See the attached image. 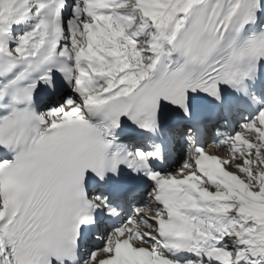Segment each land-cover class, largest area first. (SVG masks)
I'll list each match as a JSON object with an SVG mask.
<instances>
[{"label":"snow or ice","instance_id":"6c2138e0","mask_svg":"<svg viewBox=\"0 0 264 264\" xmlns=\"http://www.w3.org/2000/svg\"><path fill=\"white\" fill-rule=\"evenodd\" d=\"M146 7L137 0H0V164L20 169L19 197L0 217V264H114L125 239L137 248L124 235L127 221H112L121 216L123 199L136 193L132 180L144 175L151 181L157 172L152 163L163 159L169 128L192 141L209 127L242 120L234 134L217 131L219 139L252 137L244 161L231 174L242 176L252 153V163L264 168V0H180L165 7L163 21L151 23ZM89 29L109 37L117 33L115 43L122 48L131 41L136 57L124 53L128 63L118 83L95 102L87 96L97 87L91 77L105 41L101 38L99 47L92 46L95 56L89 55ZM73 111L79 123L69 125L65 116ZM97 116L104 119L105 132L89 118ZM122 118L161 142L147 150L116 146ZM71 141L93 166L83 169L79 187L68 181L56 204L76 203L79 212L38 218L36 209H46L56 195L58 177H37L24 166L34 155ZM108 166L111 171L101 170ZM122 168L129 173L124 182ZM261 187L257 184V191ZM34 190L35 205L18 206V199ZM231 211L214 222L215 234L208 239L196 242L188 231L169 250L159 233L157 245L149 231L140 234L152 244L143 250L159 255L162 247L173 264H225L213 251L220 248L227 264H264V217Z\"/></svg>","mask_w":264,"mask_h":264},{"label":"bare ground","instance_id":"6f19581e","mask_svg":"<svg viewBox=\"0 0 264 264\" xmlns=\"http://www.w3.org/2000/svg\"><path fill=\"white\" fill-rule=\"evenodd\" d=\"M138 1L139 4L147 6L144 14H146V16L151 18L149 22L152 19L153 20L159 19L163 21L165 18V12H164L165 7L169 4L175 6V4H178L180 2V0H138ZM117 35H118L117 33H112L111 36L109 37L106 33L99 31L94 32L93 35V37H97L99 39V42L101 38H103V40L105 41L104 51L102 53V56L96 57L97 58L96 70L92 73V75L96 76L97 81L98 80L100 81L101 80L100 78L104 80L105 86L95 89V92H98L101 95L104 93L105 90L115 87L113 81H116L118 83V74H120L125 69L128 63V56H125L124 53L127 52L129 56H132L133 60L136 59V57L132 55V51L130 47L122 48L121 45L114 42V38L117 37ZM87 44L88 47L86 49V52L91 56H95V53H93L92 51L90 38L88 37H87ZM99 45L100 43L98 44V47ZM71 116H78V112L73 111L68 113L65 116V119L67 120ZM220 148L222 147L220 146ZM187 152L188 150L185 151V153ZM190 164L191 166H189V169L185 173H189L191 177L195 178L198 176L197 167H194V161L192 159L190 161ZM230 166H231L230 169L233 170L232 167L234 165L231 163ZM224 180L227 182L228 179L225 178ZM221 197L222 198H219L218 200L223 199V201H229V198L227 196H221ZM221 202L222 201H219L218 203Z\"/></svg>","mask_w":264,"mask_h":264},{"label":"rangeland","instance_id":"374dc122","mask_svg":"<svg viewBox=\"0 0 264 264\" xmlns=\"http://www.w3.org/2000/svg\"><path fill=\"white\" fill-rule=\"evenodd\" d=\"M137 3H139L138 0H137ZM78 39L82 40L83 37H78ZM135 39H143V37H136ZM127 44H128V47H130V49L132 51V48H133L132 42L130 41ZM147 54H149V53H147V52L140 53L141 56H146ZM239 137H240V135H239ZM261 137H264V133H261ZM240 139L242 140L243 138H240ZM249 139H252V137L247 136V138L243 139L242 144H240V145H238V142H239L238 138H236V139H234V141H232L235 144V147H238L237 151H239V150L241 151V149H243L241 152L236 153V150L235 151L233 150L234 147H232V148L229 147V144H230L229 143L228 146L224 145L225 149L222 151V153L224 154V156L227 155L228 158H230V157L235 158L234 163L236 165L242 163L244 161V154L247 153L248 148L251 147V145H249L247 142ZM236 142H237V144H236ZM226 150L230 151V153L227 152ZM238 156H239V158H237ZM247 159H248V162L243 163V170L245 172H243L242 176L239 174H237V175L242 180L248 182L249 185H252L255 188V190H257V188H256L257 184L264 185V178H262L259 175L260 172L264 171V168H260L257 164L252 163V161L256 160V153H252V155L248 156ZM234 163H232V164L234 165ZM252 173H256V175L253 176ZM235 186H236V184H235ZM239 186H240V183L237 184V187H239ZM259 192L260 193L263 192V194H264V187H261Z\"/></svg>","mask_w":264,"mask_h":264}]
</instances>
